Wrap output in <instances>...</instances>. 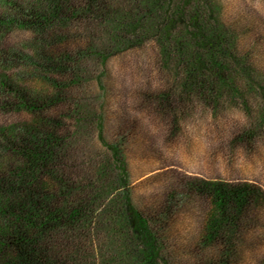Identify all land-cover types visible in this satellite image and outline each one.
I'll return each mask as SVG.
<instances>
[{"label":"trees","instance_id":"1","mask_svg":"<svg viewBox=\"0 0 264 264\" xmlns=\"http://www.w3.org/2000/svg\"><path fill=\"white\" fill-rule=\"evenodd\" d=\"M0 4V112L28 117L0 127V264H178L160 257V234L187 198L207 203L208 214L197 234L196 257H188L185 264H239L245 230L257 223V209L264 203L261 190L247 182L178 178L181 189L166 194L152 216L137 211L128 193L112 198L108 210L103 198L116 181L104 179L116 174L124 182L123 141L105 143L110 157L96 167L95 178H89L78 160L77 134L65 124L77 112L66 98L84 58L77 56L76 48L72 53L77 57L72 59L67 49L52 51L45 43L49 38L66 42L67 29L74 25L84 29L85 53L96 45L135 49L144 36L153 34L158 62L167 70L166 82L172 80L181 94L196 96L209 106L219 92L222 96L226 89L236 88L240 78L246 84L254 82L248 56L249 49L264 55L257 47L259 39L251 40L243 53L237 32L210 0H126L124 8L113 0H0ZM172 13L184 18L187 32L173 37L167 31ZM10 29L37 36L31 43L35 55L2 47ZM103 30L110 34L106 33L107 41L95 43V34ZM57 35L59 39L54 38ZM104 51L94 50L96 61L109 58ZM17 67L25 74L12 77L10 69ZM28 67L38 71L30 73ZM33 76H40L48 87L33 91L22 86ZM170 94L158 95L159 107L168 108ZM238 137L249 140L245 133ZM102 222L107 243L100 244L95 257L98 245L93 240L100 237Z\"/></svg>","mask_w":264,"mask_h":264},{"label":"rangeland","instance_id":"2","mask_svg":"<svg viewBox=\"0 0 264 264\" xmlns=\"http://www.w3.org/2000/svg\"><path fill=\"white\" fill-rule=\"evenodd\" d=\"M113 1L120 8L128 5L126 0ZM210 1L212 6L220 7L226 23L237 32L238 46L243 53L248 52V45L255 38L259 39V51L264 49V0ZM166 23L173 37L176 32L189 30L184 18L173 13ZM74 26L67 29L70 38L66 42L49 38L45 48L67 49L72 59L79 55L84 58L66 98L77 106V112L74 120L66 119L65 124L77 134L75 149L89 178H95L96 167L110 157L105 143L123 141L120 152L124 182L116 174L104 179L106 183L116 181L103 198L108 210L112 198L128 193L137 211L152 216L166 194L181 189L178 178L247 182L257 186L264 197V78L260 77L264 73V55L260 57L249 49V63L256 73L254 82L246 84V79L240 78L236 88L226 89L222 96L219 92L215 102L207 106L196 96L181 94L180 87L172 80L166 82L167 70L158 62L157 40L153 34L144 36L140 47L131 50L96 45L94 50L106 49L104 52L109 53V58L101 62L95 60L94 50L84 52V29ZM106 33L97 32L95 43L106 42L107 35L110 36ZM36 38L29 30L10 29L2 40V47L35 55L31 43ZM73 48L79 52L77 56L72 53ZM27 71L38 70L28 67ZM9 73L12 77L25 74L22 67L11 68ZM45 83L40 76H33L26 77L22 86L43 91L48 87ZM167 91L171 92L170 105L162 109L158 95ZM26 119L25 113L1 111L0 127ZM125 128L129 132L119 133ZM241 133L249 140H240ZM207 214V203L187 198L160 234V257L175 259L178 264H185L188 257H196L193 252L197 234ZM119 215L118 212L117 219ZM256 216L257 223L245 230L243 245L239 246V264H260L264 259V203ZM102 224L100 237L93 240V245H98L95 257L100 254V244L107 243V227L105 222Z\"/></svg>","mask_w":264,"mask_h":264}]
</instances>
